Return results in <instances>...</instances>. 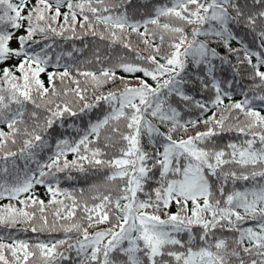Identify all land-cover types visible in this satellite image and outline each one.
Wrapping results in <instances>:
<instances>
[{"label": "snow or ice", "instance_id": "6c2138e0", "mask_svg": "<svg viewBox=\"0 0 264 264\" xmlns=\"http://www.w3.org/2000/svg\"><path fill=\"white\" fill-rule=\"evenodd\" d=\"M0 126V264H264V0H0Z\"/></svg>", "mask_w": 264, "mask_h": 264}, {"label": "trees", "instance_id": "16d2710c", "mask_svg": "<svg viewBox=\"0 0 264 264\" xmlns=\"http://www.w3.org/2000/svg\"><path fill=\"white\" fill-rule=\"evenodd\" d=\"M148 2V0H132V4L135 6H139L142 5L143 3ZM142 10V9H141ZM129 11L130 13L133 11V7L129 6ZM137 18H139L137 16ZM241 35H243V33L241 32ZM250 39V37H249ZM135 40V37H134ZM87 44L88 48H85L84 45ZM97 45H99L101 48L104 47L105 42H100L92 37H85V39L83 41L81 40H68V41H63L59 38H57L56 41V46L54 47L53 50V54L56 53H64V57L61 60V64L64 63H69L72 64L75 58H78L80 61H84L86 58L90 57L91 54V49L96 47ZM73 48L76 49H82V52H78V53H73V57H68L67 56V52L72 51ZM218 51L223 52L224 50L222 48L218 49ZM79 66L81 67H88L91 68V65H87V64H80ZM56 70H60L62 71L63 68L61 67L60 69H56L53 67L49 68V71H56ZM73 75H75V71L73 69ZM225 76L229 75V73H225ZM43 79H45V81L47 82V76L44 75L42 77ZM242 87H247L248 86V81L245 79L241 85ZM57 87L59 89H64V88H72L74 87L73 84H71L70 81H66L64 84H61L59 81H57ZM192 94L196 95L197 91L195 88L192 89ZM241 95L239 94V91L236 90L233 99L234 100H239L241 99ZM225 103H229L228 100H225ZM100 113L98 110H93V112L90 114L91 118L94 120L96 118V116H98ZM194 118V117H193ZM89 117L88 116H81V118H77V117H65V127H67L68 124H70L72 121H75L77 125H80L81 123H87ZM0 127H4V126H0ZM204 126L203 124L199 125V129L203 130ZM4 130L6 131V127H4ZM194 131L193 129H190V132ZM69 135H73V133H71V131L66 132L64 129L59 128V127H55L51 130V135L49 136V139L53 145L54 148V144L55 141L59 138H62L64 136H69ZM235 135L234 134H226L222 137V142H227L229 139H234ZM19 147V143L14 146L15 150L16 148ZM53 148H49V149H45L42 152H39L38 150V155H37V159L41 160L42 162L44 160L47 159V156L50 154V152L53 150ZM69 159H72L71 154L68 157ZM18 166L23 169L24 167V161L18 160L17 161ZM31 168H35V164H30L29 165ZM105 172L106 170H100V171H96V170H92L89 169L87 174H82V173H78L73 171L71 173L72 179H66L65 175L66 174H60L61 175V181H60V187L63 189H66L69 192H73L77 197L80 196V192L81 190L84 191L85 196L87 197L90 194V190L92 188L93 185H100L103 183L104 180V176H105ZM45 188L42 186H37L36 187V193L45 200V203H47L49 197L45 194ZM23 198V197H22ZM60 199H64L63 196L59 197ZM9 203L12 204H17V202L15 200L13 201H9L7 198L5 199H0V207H3L4 205H7ZM19 206V205H17ZM175 209L173 208V211ZM54 211V207L53 208H49L47 210L48 215H49V220H51L52 216L51 213ZM26 227V225H19V228H23ZM12 231V235L16 236L19 239H24V240H35L36 239V234H33L31 231L28 232H23V231H18L17 229H13ZM8 230L4 229V228H0V236H6L7 235ZM63 236V233H53L51 235H49L48 233H43L39 235V238L41 240H45L48 241L49 239H53V238H60ZM73 260H75V253L73 252L72 254ZM64 264H72V261H65Z\"/></svg>", "mask_w": 264, "mask_h": 264}]
</instances>
